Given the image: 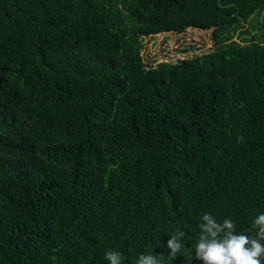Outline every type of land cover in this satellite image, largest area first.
Here are the masks:
<instances>
[{
    "label": "trees",
    "instance_id": "obj_1",
    "mask_svg": "<svg viewBox=\"0 0 264 264\" xmlns=\"http://www.w3.org/2000/svg\"><path fill=\"white\" fill-rule=\"evenodd\" d=\"M189 26L212 48L143 63ZM206 213H264V0H0V264L167 261L178 228L203 264Z\"/></svg>",
    "mask_w": 264,
    "mask_h": 264
},
{
    "label": "clouds",
    "instance_id": "obj_2",
    "mask_svg": "<svg viewBox=\"0 0 264 264\" xmlns=\"http://www.w3.org/2000/svg\"><path fill=\"white\" fill-rule=\"evenodd\" d=\"M238 139L242 140V137ZM252 227L258 229L255 237L237 233L236 225L230 218L218 222L210 213L204 214L199 224L200 234L194 246V258L203 264H264V213L254 219ZM185 235L178 228L170 236L167 261L163 256L141 254L137 264H171L185 249ZM105 259L108 264H122L121 254L115 250L106 251Z\"/></svg>",
    "mask_w": 264,
    "mask_h": 264
},
{
    "label": "rangeland",
    "instance_id": "obj_3",
    "mask_svg": "<svg viewBox=\"0 0 264 264\" xmlns=\"http://www.w3.org/2000/svg\"><path fill=\"white\" fill-rule=\"evenodd\" d=\"M210 28L189 26L184 31H167L142 38L140 49L144 64L177 61L211 49Z\"/></svg>",
    "mask_w": 264,
    "mask_h": 264
}]
</instances>
